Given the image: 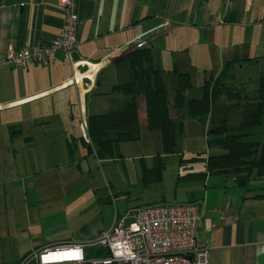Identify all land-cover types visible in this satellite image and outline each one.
Instances as JSON below:
<instances>
[{
  "label": "crops",
  "instance_id": "crops-1",
  "mask_svg": "<svg viewBox=\"0 0 264 264\" xmlns=\"http://www.w3.org/2000/svg\"><path fill=\"white\" fill-rule=\"evenodd\" d=\"M57 1L0 0V54L58 36L63 14ZM75 13L73 61L94 69L73 66L62 52L47 65L0 69V264H18L31 251L74 242L65 235L29 234L55 230L43 226L45 208L61 207L60 191L69 193L77 181L89 191L81 160L90 151L78 150V143L91 140L79 125L118 104L120 97L106 92L130 80L120 57L150 47L171 84L173 69L188 72L193 82L204 61L211 62L214 76L227 63L233 71L250 68L254 79L264 76V0H76ZM74 73L77 83L70 82ZM11 125L18 132L13 140ZM143 134L160 148L155 132ZM12 163L19 167L15 172ZM208 178L215 179L207 182L205 193H211L185 202L200 204L197 238L209 246V264H264V177L252 179L246 191L231 179Z\"/></svg>",
  "mask_w": 264,
  "mask_h": 264
},
{
  "label": "trees",
  "instance_id": "trees-1",
  "mask_svg": "<svg viewBox=\"0 0 264 264\" xmlns=\"http://www.w3.org/2000/svg\"><path fill=\"white\" fill-rule=\"evenodd\" d=\"M119 60L128 66L131 77L129 81L111 85L106 92L120 97L118 104L87 119L91 140L88 146L97 160L116 159L118 145L139 140L142 127L159 136L161 151L157 157L171 154L181 132L183 114L203 122L208 117L212 122L214 111L224 102L227 116L206 132L207 155L192 157L187 160L190 163L181 160L184 167L191 168L196 161L203 164L201 170L187 172L185 178L191 183H201L210 176H221L246 191L252 179L264 177V141L260 138L264 129V76L251 80L255 83L254 91L239 88L233 64L227 63L218 75L204 79L200 98H189L193 88L190 74L173 69L174 80L168 88L150 47L132 50ZM140 102L144 104V125L139 121ZM213 149L219 152L211 154ZM163 168L164 163L158 158L151 168L143 165L141 171L146 180L154 182L160 180ZM153 204L159 203L147 205ZM93 251L96 256L104 252Z\"/></svg>",
  "mask_w": 264,
  "mask_h": 264
},
{
  "label": "rangeland",
  "instance_id": "rangeland-1",
  "mask_svg": "<svg viewBox=\"0 0 264 264\" xmlns=\"http://www.w3.org/2000/svg\"><path fill=\"white\" fill-rule=\"evenodd\" d=\"M205 67H199V71L194 73L193 88L189 91V98H200L201 85L204 79H210L214 76L212 64L210 61H204ZM169 70L170 68L166 66ZM215 70V69H214ZM250 68L236 69L235 84L239 88H245L254 91L255 84L251 83L254 79ZM167 72V71H166ZM164 80L168 88L171 87L170 76L165 73ZM227 106L224 102L214 111L210 118L200 121L185 113L180 117L181 132L176 138V145L171 154H165L157 157L156 154L161 151V147L154 143L152 139L144 136L137 141L123 142L118 145L119 156L116 159L94 160L92 152L86 155L87 159L81 160V167L85 174L87 173L86 183L90 185L89 191L85 188V182L75 183L73 190L69 193L60 191L58 198L61 207L54 211H46L47 219L44 220V228H54V231H40L33 229L29 234L40 238L50 236H68L74 242L90 241L94 239L99 232L107 230L115 218L126 217L131 209L141 207L144 204L162 203V202H185L190 200L191 195L197 197L207 196L205 193L214 178H206L201 183H191L185 178V174L191 171H199L203 164L196 161L192 167L181 166V160L190 163L187 160L196 156H206L208 153L206 132L209 128L215 126L221 118L227 116ZM139 121L141 125L145 122V110L143 102H140ZM16 126H9V136L11 140L18 133ZM145 133V130H142ZM2 132L1 134H3ZM260 138L264 141V129L261 130ZM90 150V147L84 142L78 143V150ZM218 149H213L210 153H217ZM96 158V157H95ZM161 159L164 168L159 181H148L145 179L141 167L144 165L151 168L153 160ZM17 167L11 164V170L15 172ZM178 176H183L178 179ZM210 179V180H208ZM210 181V185L207 183ZM207 184V185H206ZM206 185V187H205ZM209 185V186H208ZM86 190V191H84ZM66 199V204H64ZM46 205H44L45 207ZM50 212V213H49ZM54 216V217H53ZM130 218H126L129 221ZM75 238V239H74ZM72 240V241H73ZM12 246V244H11ZM17 244H13V248ZM93 247L91 250L86 248L88 257H94Z\"/></svg>",
  "mask_w": 264,
  "mask_h": 264
},
{
  "label": "built area",
  "instance_id": "built-area-1",
  "mask_svg": "<svg viewBox=\"0 0 264 264\" xmlns=\"http://www.w3.org/2000/svg\"><path fill=\"white\" fill-rule=\"evenodd\" d=\"M76 0H58L63 14V26L58 36L47 44L26 45L19 50L9 46L0 54V69L25 68L33 63L47 65L55 52H62L73 66L95 65L73 61L78 44ZM76 73L70 82H78ZM85 135L87 123L80 122ZM133 216L115 218L111 226L96 238L70 242L31 251L18 264H209V246L198 241L197 230L201 219L198 202L159 203L142 206ZM126 218H130L126 221ZM101 249L94 257L85 249Z\"/></svg>",
  "mask_w": 264,
  "mask_h": 264
},
{
  "label": "water",
  "instance_id": "water-1",
  "mask_svg": "<svg viewBox=\"0 0 264 264\" xmlns=\"http://www.w3.org/2000/svg\"><path fill=\"white\" fill-rule=\"evenodd\" d=\"M136 213H137V210H135V211H131V212H129L128 214H129V216L131 217V216L135 215Z\"/></svg>",
  "mask_w": 264,
  "mask_h": 264
},
{
  "label": "bare ground",
  "instance_id": "bare-ground-1",
  "mask_svg": "<svg viewBox=\"0 0 264 264\" xmlns=\"http://www.w3.org/2000/svg\"><path fill=\"white\" fill-rule=\"evenodd\" d=\"M93 69H94V68H93ZM92 71H93V70H92ZM91 73H92V72H91ZM91 73H90V74H91ZM90 74H89V75H90Z\"/></svg>",
  "mask_w": 264,
  "mask_h": 264
}]
</instances>
